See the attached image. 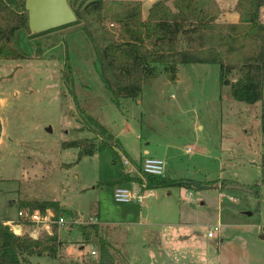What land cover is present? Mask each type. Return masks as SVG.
Masks as SVG:
<instances>
[{
    "label": "rangeland",
    "instance_id": "1",
    "mask_svg": "<svg viewBox=\"0 0 264 264\" xmlns=\"http://www.w3.org/2000/svg\"><path fill=\"white\" fill-rule=\"evenodd\" d=\"M218 2L221 21L231 22L237 0ZM71 29L40 37L53 43L42 58L22 29L28 57L0 59V220L17 219L19 199L54 200L80 220L100 223L120 264H264V94L253 104L238 101L221 86L218 63H184L174 80L162 70L139 97L118 106L98 66L72 51ZM86 115L121 144L78 160L79 149L63 143L96 135ZM115 150L129 160L125 170L138 172L146 157H162L168 176L216 186L158 187L142 205L117 202L114 186L100 184L122 172ZM76 224L53 226L62 240L58 258L31 255L27 264H95L96 247L82 243ZM215 225L216 235L208 236Z\"/></svg>",
    "mask_w": 264,
    "mask_h": 264
},
{
    "label": "trees",
    "instance_id": "2",
    "mask_svg": "<svg viewBox=\"0 0 264 264\" xmlns=\"http://www.w3.org/2000/svg\"><path fill=\"white\" fill-rule=\"evenodd\" d=\"M77 20L66 25L33 33L28 25L26 0H0V59H25L18 33L24 29L36 45V58L44 56L40 37L67 30L72 51L79 58L92 60L100 79L118 106L122 98H137L144 85L162 70L174 80L184 63H218L221 86H229L234 99L253 104L264 94V0H237L236 22L221 21L218 0H155L143 15L142 0H69ZM58 39V38H56ZM55 40L54 43H56ZM86 125L96 134L63 143L77 147L78 160L121 142L97 118L86 115ZM3 124L0 119V136ZM122 172L100 184L137 185L141 191L158 187H185L202 190L216 186V180L170 177L150 174L138 165V172L125 170L124 160L115 150ZM264 183V153L262 155ZM19 209L45 212L53 209L58 216L78 219V213L58 201L19 199ZM82 243L96 247L95 264H120L119 252L103 234L98 222L77 223ZM62 240L54 231L42 238L16 234L0 220V264H27L31 255L60 256Z\"/></svg>",
    "mask_w": 264,
    "mask_h": 264
},
{
    "label": "built area",
    "instance_id": "3",
    "mask_svg": "<svg viewBox=\"0 0 264 264\" xmlns=\"http://www.w3.org/2000/svg\"><path fill=\"white\" fill-rule=\"evenodd\" d=\"M188 150L190 151L192 148L189 147ZM123 158L125 164L130 163L126 156H123ZM166 165L167 163L164 158L148 156L143 161L142 169L150 174L164 175L167 169ZM147 191H139L126 185H118L114 187V198L117 202L135 201L143 203L145 197L151 194V191L146 193ZM86 222H96V220H80L79 218L69 220L64 214L56 216L51 208H47L45 212H41L38 209L32 212L28 209H19L18 219L9 220L7 224L16 234L22 235L28 233L33 238H39L38 235L42 230H47L48 234H52L54 225H58L60 228H71L73 224ZM218 229L219 225H215L208 232V236H215ZM95 254V249H92L91 255L95 256Z\"/></svg>",
    "mask_w": 264,
    "mask_h": 264
},
{
    "label": "water",
    "instance_id": "4",
    "mask_svg": "<svg viewBox=\"0 0 264 264\" xmlns=\"http://www.w3.org/2000/svg\"><path fill=\"white\" fill-rule=\"evenodd\" d=\"M28 25L33 33L47 31L77 20L69 0H26Z\"/></svg>",
    "mask_w": 264,
    "mask_h": 264
},
{
    "label": "crops",
    "instance_id": "5",
    "mask_svg": "<svg viewBox=\"0 0 264 264\" xmlns=\"http://www.w3.org/2000/svg\"><path fill=\"white\" fill-rule=\"evenodd\" d=\"M153 1L154 0H152V2H148L149 4H147L146 2H144L143 3V8H144V10H143V14L146 16L147 15V12H148V8L151 6V4L153 3ZM144 11H145V13H144ZM222 14H223V10H222V12H221V14H220V16H219V20H221L222 18H221V16H222ZM238 19H239V14L238 13H235L234 15H233V17L232 18H230V21L231 22H236V21H238ZM263 19V18H262ZM224 20V19H223ZM264 20V19H263ZM3 132V131H2ZM2 135V134H1ZM0 141H2V136H0ZM124 156V155H123ZM129 185H131V184H129ZM131 188H133V189H135V190H139V191H141V188L139 187V186H137V185H131ZM138 203V202H137ZM140 204V203H139ZM140 205H142V204H140ZM17 219H18V217H17ZM9 220H11V219H6V220H2V221H4L5 223H7ZM12 220H16V219H12ZM127 231H129V230H127ZM159 247H162L161 245H159ZM155 255H156V251L153 249V251H151V256H153V258L155 257ZM160 260V259H159ZM133 260H130V263L132 262ZM132 264H134V263H132Z\"/></svg>",
    "mask_w": 264,
    "mask_h": 264
}]
</instances>
